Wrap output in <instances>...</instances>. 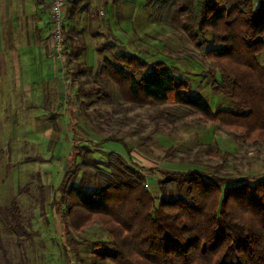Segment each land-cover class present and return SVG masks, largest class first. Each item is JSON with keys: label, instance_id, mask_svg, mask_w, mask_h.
Listing matches in <instances>:
<instances>
[{"label": "trees", "instance_id": "16d2710c", "mask_svg": "<svg viewBox=\"0 0 264 264\" xmlns=\"http://www.w3.org/2000/svg\"><path fill=\"white\" fill-rule=\"evenodd\" d=\"M183 1L174 9L167 0H145L153 8L160 3L175 23L191 14L197 30L181 25L199 46L200 37L212 32L215 46L205 56L220 75V80L213 76L212 85L236 102L238 111H214L203 97L189 93V78L171 73L164 61L149 62L131 51L105 58L99 75L113 82L127 101L186 105L227 132L264 145V66L258 60L264 52V0L256 6L253 0H241L245 8L227 7L226 0H201L198 14L190 9L193 1ZM78 4L70 0L65 17L73 18ZM111 140L129 151L122 138L102 141ZM78 154L73 151L58 192L66 204V230L97 222L110 234V240L93 242L91 264H264V175L161 168L154 187L158 192H153L147 185L151 177L143 170L154 167L128 163L119 152L113 154L116 162L102 163L110 171L93 160L96 171L76 183Z\"/></svg>", "mask_w": 264, "mask_h": 264}, {"label": "rangeland", "instance_id": "374dc122", "mask_svg": "<svg viewBox=\"0 0 264 264\" xmlns=\"http://www.w3.org/2000/svg\"><path fill=\"white\" fill-rule=\"evenodd\" d=\"M167 1V7L171 5L174 9L185 3L180 0L176 5L177 0ZM189 1H193L192 12L198 14L201 0ZM131 2H127L130 22L136 30L130 32L135 36L129 41V52L149 62H166L171 73L191 80L189 93L203 97L214 111L219 108L238 111L236 102L212 85L214 75L220 80L205 56L215 46L212 32L200 37L199 46L181 25L197 30L191 14H185L181 23H175L167 16L166 9L155 2L154 8L146 7L150 16L147 17L148 12L143 8L138 16L134 11L136 3ZM253 2L256 6L257 0ZM225 5L245 8L241 0H226ZM105 48L114 60L117 52L111 45L106 44ZM258 60L264 66V52ZM99 72L98 68L95 73L87 70L77 77L59 78L61 102L65 106L70 104L71 95L77 92L81 110L76 114L79 123L69 124L68 107L66 122L57 115L58 126L52 128L45 124L46 117L33 114L29 115L30 122L19 121L24 117L18 115L14 124L11 119L16 115L8 107L13 99L10 100L8 93L15 86L10 82L11 75L0 77V264H91L93 242L110 240L108 230L97 222L79 231L66 230L63 217L66 204L60 201L58 186L70 167L74 150L79 152L76 183L84 174L89 177L90 172L96 171L93 160L110 171L103 164L116 162L114 150L128 163L135 161L143 167H154L153 171L143 170L151 177L147 185L153 192L157 190L155 183L162 177L161 168H197L206 173L218 170L232 177L264 175V145L249 143L227 132L186 105L127 101L120 89ZM111 137L125 140L129 151L122 142L102 141Z\"/></svg>", "mask_w": 264, "mask_h": 264}, {"label": "crops", "instance_id": "0c3cea01", "mask_svg": "<svg viewBox=\"0 0 264 264\" xmlns=\"http://www.w3.org/2000/svg\"><path fill=\"white\" fill-rule=\"evenodd\" d=\"M129 1L136 3L134 11L138 16L140 8H150L145 0H78L79 12L73 18L65 17L68 40L60 58L51 34V0H0V77L11 75L10 82L15 86L8 93L13 99L8 107L16 115L11 119L14 124L18 115L24 117L19 121L30 122L29 115L33 114L46 117L45 124L52 128L58 126L57 115L66 122L68 107L69 124L79 123V93L71 95L66 107L59 99L58 80L83 75L87 70L95 73L100 63L110 57L106 44L117 56L129 52V41L135 36L130 32L136 30L130 22ZM80 64L85 67L76 68Z\"/></svg>", "mask_w": 264, "mask_h": 264}, {"label": "built area", "instance_id": "2783aa9c", "mask_svg": "<svg viewBox=\"0 0 264 264\" xmlns=\"http://www.w3.org/2000/svg\"><path fill=\"white\" fill-rule=\"evenodd\" d=\"M70 0H51L50 18H51V33L53 39V46L62 58L64 54L65 44L67 40L65 31V12L68 8ZM103 13V12H102Z\"/></svg>", "mask_w": 264, "mask_h": 264}]
</instances>
